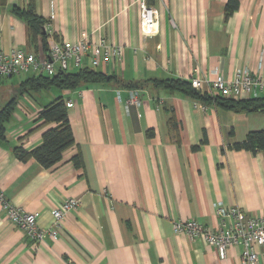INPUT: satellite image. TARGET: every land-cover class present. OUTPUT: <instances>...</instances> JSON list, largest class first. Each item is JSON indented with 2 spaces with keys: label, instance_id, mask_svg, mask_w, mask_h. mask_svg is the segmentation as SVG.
<instances>
[{
  "label": "crops",
  "instance_id": "crops-1",
  "mask_svg": "<svg viewBox=\"0 0 264 264\" xmlns=\"http://www.w3.org/2000/svg\"><path fill=\"white\" fill-rule=\"evenodd\" d=\"M29 1L0 0V53L19 48L40 57L26 23L12 13ZM33 1L56 39L73 42L86 34L121 46V62L96 70L138 82L140 104H128L133 89L114 81L33 91L27 85L33 73L0 77V111L14 102L0 139L5 198L39 212L43 229L52 224L53 208L80 200L58 239L39 243L0 205V264H242L241 247L221 260L200 239L175 234L173 224L195 220L215 231L220 206L264 213V154L232 148L264 130V111L205 105L147 81L264 74V0H236L230 14L228 0H144L157 11L148 30L140 0ZM57 98L73 103L67 112L74 144L51 169L33 158L20 161L14 149L29 152L41 144L51 125L36 122L37 115ZM257 264H264V247Z\"/></svg>",
  "mask_w": 264,
  "mask_h": 264
},
{
  "label": "built area",
  "instance_id": "built-area-1",
  "mask_svg": "<svg viewBox=\"0 0 264 264\" xmlns=\"http://www.w3.org/2000/svg\"><path fill=\"white\" fill-rule=\"evenodd\" d=\"M141 24L148 30L157 19V11L140 0ZM49 24L44 26L47 34V51L38 58L34 53L19 48H13L8 53H0V77L9 78L27 73L36 76L53 77L58 72H67L71 67L76 70L83 68H99L109 62L122 61L123 48L108 43L104 38L93 41L86 34L76 41L56 39L48 31ZM191 86L210 95H220L231 99L256 98L264 95V74L253 75L246 71H237L235 77L228 81L218 75L213 80L196 76L190 79ZM128 104L138 106L137 90L129 92ZM71 108V101L65 103ZM198 107V105H196ZM0 205L5 210L8 220L20 228L28 239L34 243L45 239L57 240L63 219L71 211L77 210L80 200L69 198L60 206L50 211L52 224L49 228H39L37 221L39 212H27L12 205L0 188ZM217 227L211 231L195 220L177 221L173 231L177 235H185L190 239H200L207 246L215 248L219 259H225L231 247H241V263L257 264L259 249L264 247V213L250 215L238 207H218L216 209Z\"/></svg>",
  "mask_w": 264,
  "mask_h": 264
},
{
  "label": "trees",
  "instance_id": "trees-1",
  "mask_svg": "<svg viewBox=\"0 0 264 264\" xmlns=\"http://www.w3.org/2000/svg\"><path fill=\"white\" fill-rule=\"evenodd\" d=\"M236 0H228V14L237 7ZM12 13L22 21L28 28L30 42L35 44L36 51L45 54L47 51V34L44 31L45 19L36 14L35 4L30 0L26 8L14 6ZM114 81L116 84L137 89L140 84L123 83L115 76L106 75L95 68H83L76 72H58L53 77L45 75L28 79L27 85L30 90L38 91L49 87H58L60 89L75 90L85 84L106 83ZM154 85L166 89L170 92H180L189 98L202 104L224 108L226 110L243 113H257L264 111V95L258 98L250 99H231L220 95H210L207 92L195 90L189 80L171 78L165 80L147 81ZM14 109V102L8 103L0 111V139L5 138L6 125L9 122ZM42 122L44 125H51L42 134V142L39 146L27 152L21 147L14 149L16 157L25 162L30 158L36 160L44 169H51L62 160V155L66 149L74 144V137L68 120V112L65 102L62 98L45 105L38 113L36 122ZM234 150H245L251 153L258 151L264 154V130L251 131L247 134L245 140L241 143L232 145ZM76 165H79L81 159L79 156L74 158Z\"/></svg>",
  "mask_w": 264,
  "mask_h": 264
}]
</instances>
